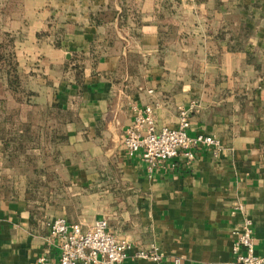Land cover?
I'll use <instances>...</instances> for the list:
<instances>
[{
	"label": "crops",
	"instance_id": "0c3cea01",
	"mask_svg": "<svg viewBox=\"0 0 264 264\" xmlns=\"http://www.w3.org/2000/svg\"><path fill=\"white\" fill-rule=\"evenodd\" d=\"M19 1L16 18L0 14V41L15 36L41 106L71 111L60 147L67 183L32 217L28 201L3 191L11 172L0 140V264L58 260L47 227L57 218L84 230L104 219L135 250L162 254L121 264H236L246 216L264 256V0ZM72 57L83 65L80 87L63 72ZM132 105L151 106L157 130L174 127L183 108L189 136L219 145L149 173L123 146ZM238 204L243 214H232Z\"/></svg>",
	"mask_w": 264,
	"mask_h": 264
},
{
	"label": "trees",
	"instance_id": "16d2710c",
	"mask_svg": "<svg viewBox=\"0 0 264 264\" xmlns=\"http://www.w3.org/2000/svg\"><path fill=\"white\" fill-rule=\"evenodd\" d=\"M21 1L9 0L0 9L3 18L17 17ZM15 36L4 33L0 41V81L4 96L0 98V140L6 166L11 172L4 177L6 194L30 203L32 217H39L38 205L49 202L66 185L60 147L67 143L63 127L71 122V111H60L53 104L41 106L37 93L16 61ZM76 87L83 81V65L72 57L63 66Z\"/></svg>",
	"mask_w": 264,
	"mask_h": 264
},
{
	"label": "built area",
	"instance_id": "2783aa9c",
	"mask_svg": "<svg viewBox=\"0 0 264 264\" xmlns=\"http://www.w3.org/2000/svg\"><path fill=\"white\" fill-rule=\"evenodd\" d=\"M196 107L191 103L189 110ZM130 126L124 131L123 146L132 157L139 155L149 173L162 164L181 155L186 162L195 157V151L203 147H218L213 136L197 134L189 136L188 111L179 108L177 124L174 127L156 129L151 106L129 108ZM244 208L238 204L232 214H243ZM50 238L56 240L58 260L45 256L37 259V264H121L130 256L144 261L158 263L162 254L135 250L128 240L117 238L108 229L107 221L96 220L86 230L80 224H69L64 218H57L47 224ZM232 244L236 264H264V256L255 253L251 220L244 216ZM174 264H179L176 259Z\"/></svg>",
	"mask_w": 264,
	"mask_h": 264
},
{
	"label": "rangeland",
	"instance_id": "374dc122",
	"mask_svg": "<svg viewBox=\"0 0 264 264\" xmlns=\"http://www.w3.org/2000/svg\"><path fill=\"white\" fill-rule=\"evenodd\" d=\"M4 1H5V0H0V6H1V5H2V6L4 5ZM1 37H2V36H1Z\"/></svg>",
	"mask_w": 264,
	"mask_h": 264
}]
</instances>
